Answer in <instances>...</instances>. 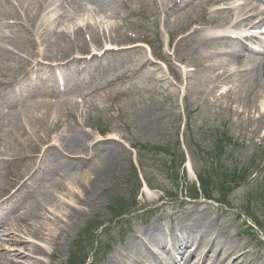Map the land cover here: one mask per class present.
Masks as SVG:
<instances>
[{"label": "bare ground", "instance_id": "bare-ground-1", "mask_svg": "<svg viewBox=\"0 0 264 264\" xmlns=\"http://www.w3.org/2000/svg\"><path fill=\"white\" fill-rule=\"evenodd\" d=\"M112 4V0H0V239L8 244L0 245V264H50L43 257H54L55 252L46 244L62 243L78 217L95 205L108 173L122 158L116 132L94 138L83 128H72L78 122L58 130L69 116H87L97 106L91 102L80 108V96L58 94L53 78L57 70L67 76L63 61L71 56L89 51L95 55L99 46L141 39L122 31L118 22L111 23L118 18ZM263 9L257 0H158L151 15L152 22L158 20L167 32L184 29L178 42L190 40L197 57L186 60L193 66L187 69V79L198 83L194 92L223 99L219 108L232 111L236 127L241 126V134L248 138L264 137ZM90 63L84 59L81 65ZM70 77L75 78L67 80ZM37 79L51 81L37 88ZM152 123L148 118L144 129ZM187 169L191 171L189 161ZM246 184L237 182L235 188ZM154 198L147 189L141 205ZM44 209L50 215L43 214ZM206 222L195 218L184 225ZM150 226L144 231L151 235L164 231L158 224ZM203 230L209 235V229H196ZM210 236L213 242L218 237ZM213 242L210 247L180 243L174 250L164 249L161 239L156 244L173 263L176 256L201 255V264H211ZM159 251H153V261L163 264ZM230 252L223 253L220 264H226ZM235 261L231 257L227 264Z\"/></svg>", "mask_w": 264, "mask_h": 264}, {"label": "rangeland", "instance_id": "rangeland-1", "mask_svg": "<svg viewBox=\"0 0 264 264\" xmlns=\"http://www.w3.org/2000/svg\"><path fill=\"white\" fill-rule=\"evenodd\" d=\"M112 1L118 18L111 23L118 22L122 31L141 39L102 45L95 55L89 51L63 61L71 70L76 68H72L74 64L97 56L93 61L98 62L89 70L90 80L82 76L83 80L76 82L64 80L61 86L71 85L81 93L92 90L83 106L92 102L97 110H90L87 116H69L58 130L78 122L72 128H83L94 138L116 132L121 136L122 158L108 173L95 205L78 217L62 243L46 244L55 255H44V261L156 264L149 249H158V239H170L175 247L180 238L204 239L196 231L203 227L218 235L211 264H220L226 250L238 259L233 264H264V137H244L232 111L219 108L225 104L223 99L216 101L211 94L198 96L194 92L198 83L187 79V69L193 66L186 64V60L197 59L192 44L190 40L178 42L184 29L171 33L158 20L153 24L151 15L158 3L153 7V0ZM44 82L36 80L37 88ZM102 85L106 87L99 89ZM80 108L87 107L80 104ZM148 118L153 123L145 130ZM200 174L210 178V192L228 206L200 198L202 183L195 179ZM231 178L248 181L243 188L228 189L234 185ZM147 189L155 198L142 206ZM54 193L62 197L61 192ZM243 207L258 227H251V222L239 215ZM42 213L50 215L46 209ZM195 218L207 222L184 225ZM149 224L150 228L162 226L164 231L151 235L144 231Z\"/></svg>", "mask_w": 264, "mask_h": 264}, {"label": "trees", "instance_id": "trees-1", "mask_svg": "<svg viewBox=\"0 0 264 264\" xmlns=\"http://www.w3.org/2000/svg\"><path fill=\"white\" fill-rule=\"evenodd\" d=\"M211 171L214 172L213 169H211ZM201 175H202V174H201ZM201 175H200V181H201V183H202L203 192H204L206 195L209 196V194L211 193V192H210L211 189H210V187H209L210 178H209V177H205V176H207V175H202V176H201ZM240 180H243V179H240ZM222 181H223V182H224V181L229 182V180H225V179H223ZM230 181H232L234 184L237 183V181H236L235 178H231Z\"/></svg>", "mask_w": 264, "mask_h": 264}]
</instances>
